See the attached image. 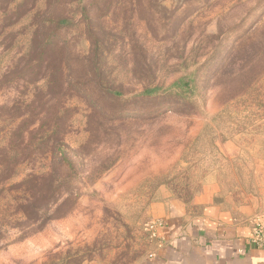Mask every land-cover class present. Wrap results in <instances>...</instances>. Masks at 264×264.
Instances as JSON below:
<instances>
[{
    "label": "rangeland",
    "instance_id": "374dc122",
    "mask_svg": "<svg viewBox=\"0 0 264 264\" xmlns=\"http://www.w3.org/2000/svg\"><path fill=\"white\" fill-rule=\"evenodd\" d=\"M48 2L0 0V264H140L161 206L264 219V0H59L73 25L51 34ZM57 114L56 142L78 152L56 178L79 196L43 224L40 201L35 223L20 205L50 172Z\"/></svg>",
    "mask_w": 264,
    "mask_h": 264
},
{
    "label": "crops",
    "instance_id": "0c3cea01",
    "mask_svg": "<svg viewBox=\"0 0 264 264\" xmlns=\"http://www.w3.org/2000/svg\"><path fill=\"white\" fill-rule=\"evenodd\" d=\"M158 213L162 226L157 234L162 244L140 264H264V251L249 241L253 223L232 222L206 204L201 216L191 219L181 208L161 206Z\"/></svg>",
    "mask_w": 264,
    "mask_h": 264
},
{
    "label": "trees",
    "instance_id": "16d2710c",
    "mask_svg": "<svg viewBox=\"0 0 264 264\" xmlns=\"http://www.w3.org/2000/svg\"><path fill=\"white\" fill-rule=\"evenodd\" d=\"M59 2V0H49L47 3L46 9L43 11L44 14L48 15V18L44 21V23H47V26L44 30H49L50 33L58 32L62 28L70 27L73 25L74 15L68 13V11L62 12V13H55L56 10V4ZM43 23V24H44ZM39 28V26H37ZM40 30L42 29L39 28ZM44 32V31H43ZM38 44V43H37ZM33 50L37 46H35V43L33 42ZM40 46L41 54L46 55L49 53L50 50L56 51V42L55 40L50 41L47 39L45 42H43ZM65 46L64 43L61 44V46L58 47V55L64 54ZM88 62V61H86ZM69 62H65L62 67L65 69V71H70L72 69V64L70 66ZM62 83H58V80H56V77L54 75H51V77L48 80V88L50 95H54V88L61 87ZM186 84L183 82V80H179L174 84V87L181 88L182 86H185ZM70 86V85H69ZM72 87H74L78 91H83L85 95L89 94V91L86 89L85 86L75 84ZM108 93L118 96L119 93L114 92L110 89L107 90ZM155 92L153 90L146 91V95H152ZM58 119L59 116L55 118H52L49 123H46L47 130L46 135L48 139V150L52 155V161H51V169L49 174L43 175V176H29V179L27 182L33 183L32 190L30 193L27 192V200H25V203L20 205V208H22V214L25 218L32 219L33 222L39 221L41 219V215L39 214L40 207L39 202L45 201L47 208L45 211V216L43 220L41 221L45 223L46 221H52L57 220L65 217L68 215L73 208L75 207V201L79 194L78 192L74 193L73 189L67 188L66 191L61 192L62 187L70 186L71 178L69 176L64 177L62 180L57 181L56 174L60 171H64L68 174L72 173V169L74 168L72 166V159L76 157V154L78 152L70 149L68 146H65L63 143V139H61L62 143H57L55 140V136H57V129H58ZM44 125V124H43ZM42 125V126H43ZM41 186H45V189L43 190ZM65 195V198L63 196ZM60 200H62L60 202ZM41 224L37 227H41Z\"/></svg>",
    "mask_w": 264,
    "mask_h": 264
},
{
    "label": "built area",
    "instance_id": "2783aa9c",
    "mask_svg": "<svg viewBox=\"0 0 264 264\" xmlns=\"http://www.w3.org/2000/svg\"><path fill=\"white\" fill-rule=\"evenodd\" d=\"M161 222L156 223L155 229L161 227ZM249 241L258 249L264 251V219L254 222Z\"/></svg>",
    "mask_w": 264,
    "mask_h": 264
}]
</instances>
